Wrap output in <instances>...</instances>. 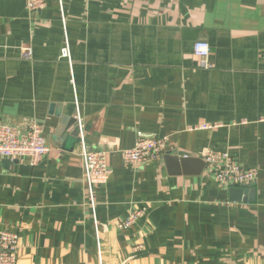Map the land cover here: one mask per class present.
<instances>
[{
	"label": "crops",
	"instance_id": "obj_1",
	"mask_svg": "<svg viewBox=\"0 0 264 264\" xmlns=\"http://www.w3.org/2000/svg\"><path fill=\"white\" fill-rule=\"evenodd\" d=\"M27 2L0 0V121L35 119L52 150L0 165V232L20 235L18 264H100L99 246L102 264H264V0ZM78 114L113 170L95 214ZM138 133L196 158L229 152L258 169L255 201H233L204 170L172 173L164 155L125 165ZM138 205L146 214L121 231Z\"/></svg>",
	"mask_w": 264,
	"mask_h": 264
},
{
	"label": "built area",
	"instance_id": "obj_2",
	"mask_svg": "<svg viewBox=\"0 0 264 264\" xmlns=\"http://www.w3.org/2000/svg\"><path fill=\"white\" fill-rule=\"evenodd\" d=\"M47 6V0H28L29 12L37 13ZM211 53L210 44L198 40L194 44V55L201 60L204 67H209L208 58ZM22 57L32 58V50L28 46L22 48ZM62 57L71 58L70 48L67 45L62 50ZM264 60V49L261 53ZM79 136L81 137V159L84 169V178L88 189L89 206L96 213L95 189L97 186L108 183L113 170L109 163V151L91 149L84 142L82 132V118L78 114ZM169 147L168 136H149L138 133L135 145L130 149L122 150V159L125 165L136 166L159 161ZM52 147L48 145L43 135L42 125L35 119L23 120L19 123L0 121V165L4 160L13 162L23 157L31 160L36 166L41 159L50 153ZM205 162L204 172L211 176L223 188L233 187L250 188L258 178V169L246 168L239 163L229 152L206 149L203 155ZM147 212L146 205H138L123 221L118 222V228L126 231L132 227L139 217ZM97 224V221H95ZM96 239L101 244V235L97 231ZM20 256V235L11 230L0 232V264H18ZM99 261L102 264V250L99 246ZM86 264V263H82Z\"/></svg>",
	"mask_w": 264,
	"mask_h": 264
},
{
	"label": "water",
	"instance_id": "obj_3",
	"mask_svg": "<svg viewBox=\"0 0 264 264\" xmlns=\"http://www.w3.org/2000/svg\"><path fill=\"white\" fill-rule=\"evenodd\" d=\"M77 124V121H74ZM79 127L77 125L76 129L73 132V135L79 136ZM164 161L166 166L174 174H199L205 168V162L201 158L192 157L184 152H174L167 151L165 152ZM10 163L11 160L6 159L3 163ZM231 194V199L233 201H255L256 189L253 187L250 188H241L233 187L229 190Z\"/></svg>",
	"mask_w": 264,
	"mask_h": 264
}]
</instances>
